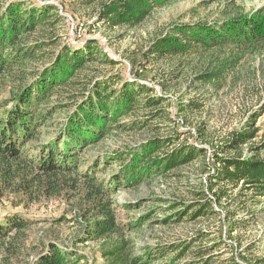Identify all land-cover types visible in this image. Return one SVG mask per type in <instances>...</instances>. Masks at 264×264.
<instances>
[{
  "label": "rangeland",
  "instance_id": "obj_1",
  "mask_svg": "<svg viewBox=\"0 0 264 264\" xmlns=\"http://www.w3.org/2000/svg\"><path fill=\"white\" fill-rule=\"evenodd\" d=\"M16 1L21 0H0V14ZM23 1L52 6L62 18L53 31L56 38L27 66L26 75L41 72L63 47L80 48L88 42L113 62H104L100 56L101 61L80 73L72 91H63L52 100L50 107L55 106L56 113L43 136L31 144L45 143L58 134L96 82L120 75L123 82L114 90L127 82L139 84L162 103L139 109L123 119L120 128L86 148L83 171L99 162V177L109 184L123 166L117 155L126 157L155 139L174 138L169 151L188 144L204 155L169 174L115 187L111 199L122 230L97 240L88 232L93 214L88 216V207L78 197L67 195L25 206L19 203L21 197L7 193L0 201V217L17 212L31 221V228L27 239L17 243L16 255L0 250V264H32L51 244L80 260L78 264H120L108 253L123 243L128 258L124 264H264V197L243 186L233 188L213 180L220 160L233 154L226 151L227 144L253 116L258 115L255 125L260 131L242 148L244 156L255 153L251 148L264 135V48L253 53L225 47L162 59L152 54L155 42L178 26L221 24L235 15L263 9L264 0H171L155 7L134 28H112L102 21L101 6L112 0ZM40 39L49 41L44 36ZM212 72L217 77L207 83L202 76ZM22 76L20 72L0 80V101L12 98L29 82ZM191 102L200 108L188 106ZM259 155L264 158V152ZM203 205L210 213L195 217L193 213ZM191 210L193 215L187 216ZM181 252L186 255L179 260Z\"/></svg>",
  "mask_w": 264,
  "mask_h": 264
},
{
  "label": "trees",
  "instance_id": "obj_2",
  "mask_svg": "<svg viewBox=\"0 0 264 264\" xmlns=\"http://www.w3.org/2000/svg\"><path fill=\"white\" fill-rule=\"evenodd\" d=\"M169 2L171 0H112L101 6L100 15L102 21L112 28H134L144 23L155 7ZM55 10L52 6L21 0L11 3L0 14V80L21 72L24 82L29 81L22 84L12 98L0 101V201L7 193L21 197L19 203L25 206L67 195L78 197L88 207V216L93 214L94 224L88 232L91 239L97 240L122 230L111 199L116 188L154 174H169L204 154L188 144L169 151L174 138L155 139L126 157L117 155L123 166L109 184L99 177L101 163L95 162L83 171L86 148L102 141L113 129L120 128L121 121L139 109L148 110L162 103L160 98L151 97L149 90L139 84L127 82L120 90H114L123 82L120 75L96 82L77 103L58 134L45 143L31 144L43 136L48 120L56 113V107H50L51 101L63 91H72L80 73L93 62L101 61L100 56L104 62H112L95 48V44L88 42L80 48L63 47L41 72L26 75L27 66L38 60L39 52L56 38L53 31L62 18L54 14ZM40 36L49 41L45 42ZM225 47L249 49L253 53L264 48V8L246 15H235L221 24L178 26L172 34L155 42L152 54L162 59ZM216 77L214 72L202 76L207 83ZM144 94L148 96L143 98ZM191 105L200 108L196 102L188 106ZM158 114L154 112V115ZM257 116H253L234 136L233 142L227 144L226 151L233 154L220 160V168L213 180L228 183L233 188L243 186L264 197V158L259 155L264 152V135L251 148L255 151L252 156H244L242 149L259 134L255 125ZM192 213L191 210L187 216H206L210 211L203 205ZM30 228L31 221L17 212L1 216L0 250L6 249L10 255H16L17 243L27 239ZM126 247L123 243L110 250L108 255L120 264L127 263ZM185 255L186 252H181L178 259ZM198 255L203 257L205 254ZM74 259L68 252L51 244L32 264H78L80 260Z\"/></svg>",
  "mask_w": 264,
  "mask_h": 264
}]
</instances>
